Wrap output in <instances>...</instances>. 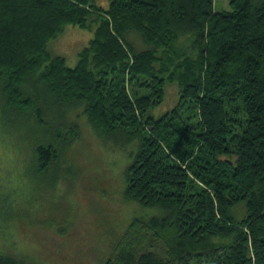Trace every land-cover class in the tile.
<instances>
[{"label": "trees", "instance_id": "trees-1", "mask_svg": "<svg viewBox=\"0 0 264 264\" xmlns=\"http://www.w3.org/2000/svg\"><path fill=\"white\" fill-rule=\"evenodd\" d=\"M69 24L94 27L74 66L47 48ZM79 108L128 142L121 197L145 214L96 264H264V0H0V137L32 121L29 167L55 173ZM10 244L0 264H50Z\"/></svg>", "mask_w": 264, "mask_h": 264}, {"label": "rangeland", "instance_id": "rangeland-1", "mask_svg": "<svg viewBox=\"0 0 264 264\" xmlns=\"http://www.w3.org/2000/svg\"><path fill=\"white\" fill-rule=\"evenodd\" d=\"M228 9L230 0H214V10ZM93 30L69 24L47 48L51 55L63 56L69 66H74ZM177 100L178 85L166 84L164 99L153 114L165 112ZM73 117L80 132L55 173L51 169L50 174L37 176L29 167L35 131L32 121L27 123L28 131L20 124L9 139L0 137V205L5 199L4 207H9L0 210L4 221L0 245L6 247L12 241L18 251L50 264L98 263L94 256L101 246L99 240L109 246L118 226H125L132 216H145L142 208L138 215V206L121 197L124 170L130 161L128 142L119 136L103 140L82 108L75 110ZM66 171L72 173L67 175Z\"/></svg>", "mask_w": 264, "mask_h": 264}]
</instances>
